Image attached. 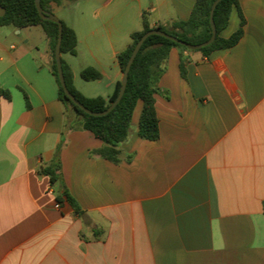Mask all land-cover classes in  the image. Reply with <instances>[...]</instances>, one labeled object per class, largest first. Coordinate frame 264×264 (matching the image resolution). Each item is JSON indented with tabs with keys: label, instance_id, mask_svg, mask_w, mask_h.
<instances>
[{
	"label": "crops",
	"instance_id": "0c3cea01",
	"mask_svg": "<svg viewBox=\"0 0 264 264\" xmlns=\"http://www.w3.org/2000/svg\"><path fill=\"white\" fill-rule=\"evenodd\" d=\"M196 2H50L78 38L77 54H62L75 88L109 99L143 15L169 27ZM241 14L235 47L170 51L155 95L160 138L139 136V101L118 163L68 127L49 38L0 34V264H264V0H240L222 37ZM87 68L101 79L83 80Z\"/></svg>",
	"mask_w": 264,
	"mask_h": 264
},
{
	"label": "trees",
	"instance_id": "16d2710c",
	"mask_svg": "<svg viewBox=\"0 0 264 264\" xmlns=\"http://www.w3.org/2000/svg\"><path fill=\"white\" fill-rule=\"evenodd\" d=\"M60 3V0H41L43 9L49 11L50 2ZM215 0H197L191 17L187 21H177L171 26L158 25L152 27L145 15L142 17V28L132 34V43L126 50L118 55V63L124 72L132 52L144 34L151 30H160L189 44L197 45L207 42L212 36L210 24V11ZM240 0H222L214 12V21L217 29L215 41L197 52L206 57L220 50L235 47L244 36V19L241 27L229 38H224L221 33L227 28L230 15L234 7L239 9ZM0 5L5 9L4 16L0 17V27L12 26L16 29L29 27H42L51 42L52 72L59 87V100L63 103L70 117L69 128L81 127L90 131L97 139L104 143V147L97 153L114 163L119 162L120 150L118 147L125 142L131 131L132 117L139 101L143 108L139 120V136L145 140L156 141L160 138L159 120L156 112L155 95L158 92L157 83L164 73L166 63L173 48L189 50L167 38L158 35L150 36L142 45L137 54L129 76L125 94L119 104L107 115L95 117L86 114L76 106L65 94L60 85L55 62V48L59 37L58 24L43 20L37 10L35 0H0ZM63 38L61 53L75 56L77 54L78 38L76 32L63 21ZM191 51V50H189ZM63 62V61H62ZM63 70L69 91L86 108L94 112H103L108 109L110 103L119 95L121 82L117 84L113 95L109 99L103 97H87L79 92L73 82V75L63 62ZM182 75L185 77V64H181ZM81 78L92 82L101 79V73L94 68H87L81 72ZM8 95L7 91L2 92ZM27 98V97H26ZM75 117L77 122H71ZM45 173L51 176L52 183L58 178L52 169H45ZM75 206V205H74ZM77 207V206H75ZM78 210V209H77Z\"/></svg>",
	"mask_w": 264,
	"mask_h": 264
},
{
	"label": "water",
	"instance_id": "95a60500",
	"mask_svg": "<svg viewBox=\"0 0 264 264\" xmlns=\"http://www.w3.org/2000/svg\"><path fill=\"white\" fill-rule=\"evenodd\" d=\"M221 1L222 0H215V2L212 5L211 11H210V24H211V29H212V36L207 42L197 44V45L189 44L187 42H184V41H182V40H180L174 36H171V35L163 32V31H160V30H151V31L147 32L146 34H144L142 36V38L136 44V46L132 52V55L128 61V64H127V66L123 72V78L121 80V87H120L118 97L116 98L115 101L111 102L108 109L103 111V112H94V111L89 110L78 99H76V97L74 95H72V93L69 91L67 84H66L65 75H64L62 53H61L62 38H63V23L55 14L43 9L42 4H41V0H35V4H36V7H37V10L39 12L40 17L43 20L51 21V22L58 24L59 37H58V42H57L56 48H55V62H56V66H57L58 79H59L60 85L63 88L65 94L76 106H78L86 114L91 115V116H95V117H102V116L109 114L119 104V102L123 98L125 91H126V87H127V83H128V76H129L132 64H133L137 54L139 53L142 45L150 36H152V35L162 36V37L167 38L173 42H176L177 44L184 46L187 49L192 50V51L200 50L204 47L211 45L217 37V29H216V25H215V21H214V12H215L217 5ZM4 14H5V9L0 5V17L4 16Z\"/></svg>",
	"mask_w": 264,
	"mask_h": 264
},
{
	"label": "rangeland",
	"instance_id": "374dc122",
	"mask_svg": "<svg viewBox=\"0 0 264 264\" xmlns=\"http://www.w3.org/2000/svg\"><path fill=\"white\" fill-rule=\"evenodd\" d=\"M0 34H24L26 35H31L33 38L39 42L42 43L44 40H46L47 36L45 31L43 30L42 27H29V28H24L21 30L20 33H16L13 29V27H0ZM20 42L22 39H19Z\"/></svg>",
	"mask_w": 264,
	"mask_h": 264
},
{
	"label": "built area",
	"instance_id": "2783aa9c",
	"mask_svg": "<svg viewBox=\"0 0 264 264\" xmlns=\"http://www.w3.org/2000/svg\"><path fill=\"white\" fill-rule=\"evenodd\" d=\"M49 193L52 194V191L49 190ZM59 207H60L59 204H57V205H56V208H59Z\"/></svg>",
	"mask_w": 264,
	"mask_h": 264
}]
</instances>
